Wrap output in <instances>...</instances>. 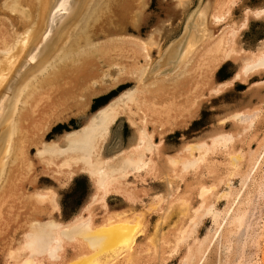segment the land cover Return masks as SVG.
<instances>
[{"label": "bare ground", "instance_id": "1", "mask_svg": "<svg viewBox=\"0 0 264 264\" xmlns=\"http://www.w3.org/2000/svg\"><path fill=\"white\" fill-rule=\"evenodd\" d=\"M76 1L81 7L85 0H5L0 7V13H13L8 24L0 21V184L14 179L18 185H22V177L16 176L20 172L9 177L7 169H10V165L19 169L33 166L27 155V145L30 144L35 146L37 162L51 166L59 182L70 180L80 171L89 177L93 185L92 193L80 211L65 221L51 216L43 220L31 217L26 223L23 237L15 248L9 250L8 256L14 260L13 264H164V259L158 258L151 260V263L150 256L147 263L143 260L145 257H140V260L133 258V253L137 251L136 235L154 205L164 204L163 213L166 215L173 202L178 201L183 207L180 214L185 217L181 218V223L170 234L165 235L161 230L154 229V233L147 236V244L153 246L150 255L162 247L167 250L182 247L183 253L178 264H203L206 253L225 228H222L225 224L222 226L223 222H219L211 236L207 234L201 238L196 233L199 216L212 211L209 199L214 186L196 184L199 186V202L193 206L184 192L180 193L172 185L173 182L166 179L165 192L151 193L144 208L136 209L141 199L135 191L138 187L132 181L142 175L154 174L159 166L178 176L200 164L209 165V153L215 147L229 153L227 160L232 166H238L242 159H246L254 168L264 160V150L258 154L249 147L245 151L234 149L235 140L242 131L252 127L258 113L256 109L235 110L229 114L235 126H239L235 132L218 131L210 141L186 142L172 152H163L162 139L156 141L154 138L156 123L172 119L169 113L177 106L172 101L175 86L179 85L181 89L182 85L189 87L185 93L193 91L197 93L195 97L203 93L202 90H194L198 86L189 83L192 71L200 73V76L212 75V69L219 62H235L236 67L229 77L219 80L214 86L210 82L208 90L213 94L235 82L244 83L250 77L264 73V38L255 47L248 49L237 42V35L245 28L248 17H264V7H245L241 19L227 22L217 36L211 34V24L223 22L225 14L235 5V0H228L230 5L220 10L222 13H218L219 10L212 11L207 18L203 13L207 7L201 11L198 7L187 18L189 32L185 38L175 41L165 51H160V56L155 60L151 57V48L155 45L152 35L146 39L130 36L123 40L115 37L124 31V25L119 24L122 21H118L122 17L121 2H116L112 8L109 0H88L79 18L75 12ZM218 4L214 3L215 9L224 7L222 3ZM109 10L113 13L111 20H108ZM75 16L79 19L71 24ZM126 49L130 52L125 53ZM111 50L113 53H110ZM137 51L143 54L144 63L137 60ZM125 54H128V60ZM79 61L81 64L76 66ZM106 65L116 68L113 72L118 77H122L126 68H129L127 74L131 73L132 79L136 80L135 84L110 98L89 117L86 116L80 127L61 134L59 139L43 142L41 126L32 127L28 132L30 128L24 123L28 119L25 112L27 107L31 108L29 113H34L44 95L48 96L47 100L56 99L55 104L67 100L62 111L75 105L76 96L82 97L86 103L92 87L93 90L101 91L105 86V78L111 75L110 68H103ZM61 82L68 86L58 91L56 88ZM198 82L201 83L199 88L208 84L203 80ZM251 83H264V78ZM165 93L171 97L164 99ZM82 102L78 108L83 111ZM190 106L191 103H188L179 110L189 114L192 112V108H188ZM40 112L44 113L42 110ZM121 114L126 116L134 135L130 143L118 147L116 143H111V137L114 121ZM241 182L247 184L245 180ZM141 187L143 195H148L149 188ZM231 187L227 186L224 191L214 195L217 198L232 196L235 191ZM113 195L125 201L127 210L110 209L107 199ZM22 197L49 205L51 212L59 211L55 192L50 188L35 189ZM237 200L236 192L223 216L225 219L228 217L233 226H238L236 219L241 213L234 208ZM96 209H99L100 215L95 212ZM41 210H44L43 207Z\"/></svg>", "mask_w": 264, "mask_h": 264}, {"label": "rangeland", "instance_id": "2", "mask_svg": "<svg viewBox=\"0 0 264 264\" xmlns=\"http://www.w3.org/2000/svg\"><path fill=\"white\" fill-rule=\"evenodd\" d=\"M4 1L5 0H0V7L3 6ZM87 1L88 0L83 1L84 5H82L84 9L82 8V5L79 7L80 5L78 4V1H76L75 6L78 8L76 7L75 12L78 14V17L82 15L83 11H85L86 6L88 5L86 4ZM111 1L112 0H109L108 3L109 6L111 4L112 8L113 6L115 7L116 2H121L120 9L122 10V17H120L118 21L121 20L122 22H119V24L124 25L123 33L115 37H119L120 39L123 38V40L127 37V39H129L130 36L146 39L149 35H152L155 45L151 48V57L155 60L158 59L160 53L165 51L169 45L173 44L177 40L185 38L184 36H186L189 32L186 25L187 18L192 15L194 10L198 7L200 8V11L205 9V6L207 7V10H203L205 18H207L208 16L210 17L212 11L218 12L219 10L218 13H222L220 10H224L225 6L228 7L230 5L228 0H140V2H137L138 0ZM88 2H91V0ZM215 2H218L219 4L222 3L224 7L221 9V7L218 6L219 8L215 9ZM256 6L264 7V0H235V5H232L229 12L225 14L223 22L216 25L211 24L212 26L210 25L212 27L211 34L217 36L221 30L225 28L227 22L239 21L243 15L242 12L245 7ZM81 8L82 10H80ZM76 10L81 11V13H77ZM7 12L0 13V21L7 23L10 20V16L13 13L10 15ZM198 13L199 12H197V14ZM112 15L113 13L109 10L108 20H111ZM199 16H201V14ZM78 17L75 16L74 18L76 19L74 20L73 18L71 24H75L80 18ZM63 20L64 19L61 20L62 23L64 22ZM74 21L75 23H73ZM262 38H264V17H248L245 28L239 31L237 35V42L241 47L248 49L255 47ZM106 39L107 38L102 40L105 41ZM158 48L160 50H158ZM129 49H126L125 53H129ZM111 52L113 53L112 50L110 53ZM137 52V60L140 59V63H144L143 54L139 53L140 51ZM157 54L159 55L157 56ZM125 55V59L128 60V54ZM108 56H110V54ZM80 64L81 61L76 63V66ZM235 67V62L225 60L223 62H219L217 66L212 69V75H209V73L205 76H200V73L197 74L195 71H192L190 73L192 78L189 83L193 86H198L194 88V90H202L203 92L198 97H195L197 93L193 91L192 93H185L187 91L186 89H189L187 86L182 85V89L179 85L175 86L172 92V101L174 103L176 102L177 106H175V108L169 113L172 115V119H170L169 122H167L166 119L161 121L159 120L156 123L157 125L154 131L155 140L157 141L162 139L161 143L163 152H172L186 142L196 140L210 141L213 134L218 131L235 132L239 126H235L236 123L233 118L229 117V114L235 110L241 109L244 111L248 109H256V112L258 113L255 116L256 118H254L252 127L247 128L244 132L242 131V134H240V136H238L235 140L234 149L237 151H245V149L247 150L249 147L250 149L257 151L258 154L264 150V83H251L261 79L263 80L264 73L254 75L244 83L235 82L231 86L221 89L219 93L213 94L208 90L210 82L212 83V86H214L217 82H219V80L221 81L229 77ZM103 68L111 69L110 74L114 76L115 81L113 76L110 75L106 77L107 79L105 78V86L101 91L98 92L93 90L94 87H92V93L87 98L86 103H84V99L82 97L76 96V100L74 102L75 105L62 111L64 104L67 105V100H64L63 102L60 101L55 104L56 99L51 100L50 98L47 100L46 97L48 96L44 95L41 100V104L34 112L35 114L29 113V109L31 110V108L30 106L27 107L25 112L28 115V119H26L24 123L27 124L28 129L30 128L28 132L32 130V127L41 126V137L43 138V142L59 139L61 134L80 127L86 116L89 117L110 98L116 96L121 91L128 89L136 82L135 79H132V76L130 75L131 73L127 74L130 70L129 68H126V73L121 75L122 77H118V75L115 76L113 70L116 68H111V66L108 67L107 65L103 66ZM71 74L73 75V73ZM109 77L111 78L109 79ZM200 80H203L206 82L205 84H208L199 88L201 83L198 81ZM67 86L68 85L64 86V82H61L56 89L60 91ZM176 90L178 92H176ZM164 96V99L171 97L168 93H165ZM58 98L59 97H57V99ZM60 99L62 100V98ZM82 100V103L84 104L82 105L84 106L83 111L78 108L81 106L80 102ZM188 103H191V106L188 108H192V112L185 114L186 112L179 110V108L181 109L185 107ZM158 107L160 106L158 105ZM40 110L44 111V113H41ZM184 114L185 116H183ZM126 119L125 115H118L114 121L115 125L112 127L111 143H116L118 147H123L130 143L134 135L133 129ZM220 120H223L224 122ZM136 121L139 120L136 119ZM149 129L151 130V126ZM27 143L29 142L27 141ZM27 155L32 160L33 166L30 167L29 165L28 167L27 165L26 168L19 169L16 166L10 165V169H7V171H9V177L12 175L14 176L16 172H20V174H17L16 176L22 177V185H18L14 179L6 180L0 184V264H13L14 260H10L8 252L10 249H13L18 245L27 229L26 223H28L31 217H38L43 220L51 216L57 220L65 221V219L70 218L76 212L80 211V208L88 200V197L93 190V185L89 177L80 171H77L78 173L76 172L70 180L59 182L56 179L58 176L53 174V168L51 166H46L41 162H37V159L35 158V146L30 144L27 145ZM209 156L211 160L209 165L200 164L196 167L189 168L185 173L181 174L182 176H176L173 172L169 170L166 171L162 168V166H159L161 169L157 167V171L154 172V174H146L134 179L132 183L134 186L138 187L135 191L140 195L141 199V202H139L135 208H144L146 202H148L151 198V193H164V181L166 179L173 182L172 185L177 187L180 193L184 192L193 206H197L199 202L197 197V191L199 189L198 185L211 184L214 186L213 193L210 194L211 198L209 199L212 211L207 215L203 214L202 216H199L196 233L198 237L201 238L207 236V234L211 236L214 233L213 231L217 229L219 222H223L221 223L222 226L225 224V226L222 227H225V230L222 229L218 239H216V241L211 245L205 255L203 264H264V160L262 159V162L254 168H252L251 164H248L246 159H242L238 166H232L229 163V160H227L229 159V153L218 147H215L209 153ZM247 166H250L251 168ZM246 171L248 173H246ZM171 174L173 177L170 176ZM241 180H245L247 184L244 183L243 185V182L240 183ZM229 181L230 183H227ZM196 184L198 185L195 186ZM141 186H144L146 189L149 188L148 195H143V192L140 191L143 189ZM227 186H233L231 189L235 192L232 196L228 195L226 196L227 198H217L216 195H214L217 194V192L224 191ZM42 188H50L54 190L59 204L58 212L52 211V213L49 205L38 204L32 199L27 200L22 197L27 194L29 195L35 189ZM236 192L238 203L235 202L236 206L234 208H236V211H240L241 213L240 217L236 219V224L238 226H233L230 224L231 221L229 218L227 217L225 219L223 216L227 206L231 204L230 200L234 198ZM107 203L111 210L123 208L127 210L128 207L125 201L116 195L108 198ZM179 204L180 203L178 201H174L169 207L167 213L168 215H164L163 213L164 204L161 206L154 205L152 212H149L146 215V220L144 224H141L140 227L142 228H140L138 235H136L137 251H139L133 253V258L135 257V259L140 260L145 257L143 260L147 263L149 261L148 256H150V261L158 258L159 260L164 259L162 260L164 264H178L183 253L182 247L179 249L177 247L170 248L168 250L162 247V249H159L156 253H152L150 255V251L153 250V246L148 245L146 241L147 236L154 233V229H159L166 235L170 234L177 228V226L181 223V218L185 217L180 214L181 211H183V207ZM42 207L44 210H41ZM40 210L41 212H39ZM95 212L98 215L101 214L99 213V209H96ZM214 220L217 221L215 222ZM226 225L228 226L226 227ZM168 237L169 236L165 238L167 239ZM153 238H155V236ZM157 242L158 240L155 243ZM148 248L149 250H147ZM158 253L159 255H157ZM152 256L154 258L151 259ZM140 264H142V262Z\"/></svg>", "mask_w": 264, "mask_h": 264}]
</instances>
